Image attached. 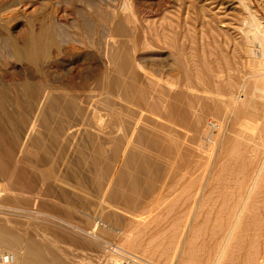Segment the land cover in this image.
I'll use <instances>...</instances> for the list:
<instances>
[{"label":"rangeland","instance_id":"obj_1","mask_svg":"<svg viewBox=\"0 0 264 264\" xmlns=\"http://www.w3.org/2000/svg\"><path fill=\"white\" fill-rule=\"evenodd\" d=\"M0 9V38L67 32L32 61L0 46V80L31 78L49 94L22 114L27 128L37 119L31 149L48 144L83 218L122 229L111 238L113 250L127 246L121 264H264V0H0Z\"/></svg>","mask_w":264,"mask_h":264},{"label":"bare ground","instance_id":"obj_2","mask_svg":"<svg viewBox=\"0 0 264 264\" xmlns=\"http://www.w3.org/2000/svg\"><path fill=\"white\" fill-rule=\"evenodd\" d=\"M15 3L17 4L18 2H15ZM91 3L93 4V2ZM230 3L231 2H228L226 6L229 7ZM11 8H14V7H9V9ZM16 8H14L15 9L14 11H17ZM88 8L90 7L88 6ZM38 10H39V7H38ZM0 12H3V11H0ZM9 13L7 14L6 17L9 16ZM41 16L42 18H44L43 15ZM122 28L123 27H121V30ZM49 29L43 26H40L37 31H33V30L26 31L27 30L26 29V30H22L21 32L20 31L16 32L14 34L8 33L4 36H1L0 38L1 49L6 54V57L7 56L15 57L18 59L23 58L26 61L36 60L38 57L48 54L46 52L47 50H49V48L52 47L50 44L53 41V36H56V37L61 36L63 38L67 34V32L64 30L54 29L53 31H51ZM85 32L92 33L93 31L88 29V30H85L83 34ZM110 33L111 32H109V34ZM0 34H2V32ZM100 34L102 36H105L106 32L100 31ZM70 35L71 34H69V36ZM44 37L46 38L44 39ZM117 37H120V36H117ZM112 38H114V36ZM19 39L21 40V42L20 43L18 42L19 43L18 44L16 42ZM47 45H50V47L46 48ZM54 45L53 47L58 46V45L57 46H54ZM135 74L137 73L135 72ZM127 87H128V84H127ZM40 88L41 86L36 84L31 78H28L25 81H21V82L20 81H15V82L9 81L8 83H5L2 80H0V264H121L120 261H122V259H125L126 257L124 252H128L125 250L126 249L125 247L127 246L125 247L122 245H121L122 247L115 246L113 250L112 249L113 246L111 245H113L114 242L111 238L123 236L122 229L115 225L116 223L115 221H114L115 223L114 222L104 223L102 219H100V217L98 216L97 217L87 216V218H83L85 214L79 213L80 210L78 212L76 211V204L74 203L73 199H71V197L68 195L67 191L65 190V189H68L69 191V189L73 187L72 185L73 182L71 183L70 181H66L67 179L66 180L65 178L63 179L62 178L63 175L60 176V173H58V171H56L54 167L52 166V163L50 161L51 160L50 159L51 158L50 157L51 156L50 147L48 146V144H42L39 147V149L37 147L35 149H31L32 139L30 137V134L32 131L35 130L34 125L37 119L36 117H34L35 119L32 121L29 128H27V126H25L26 123L23 126L22 114H23V111L26 109V107H28L32 103L33 98H34L33 96L37 95L39 91H41V95H42L40 96L41 97L44 96L45 89L44 88L40 89ZM48 95L45 94V97L47 96L48 98ZM38 99L35 97L33 104L35 102L38 103L39 102ZM48 99H50V97ZM48 99L46 101H48ZM53 103H50V104H53ZM56 104L55 106H57ZM36 107H33V108L35 109ZM69 107L70 106L68 103L65 105L62 104L61 106V110L63 111L62 113L66 112L69 109ZM46 109L48 110L47 107ZM47 110L46 112L48 114L49 110L48 111ZM51 110H52V107H51ZM38 111L39 112L36 113L37 115L41 112V110H38ZM33 113H34V110H33ZM50 114H51V111H50ZM48 118H51V117L49 116ZM24 121L26 122V118L24 119ZM52 126L53 125H51L52 130L55 127H57V125L54 126V128ZM67 128L68 127H66V129ZM55 131L53 130L49 132L50 133L49 137H56L57 132L59 131L57 132ZM50 140L52 141L51 138ZM18 153H20L19 154L20 157L16 158V156H18L17 155ZM99 175L98 177L97 176L96 177L99 178ZM138 177L139 176L135 178H138ZM80 184H78V187ZM59 187L63 188V190L66 192L62 191L60 192L61 193L60 194L57 189ZM81 191L83 192V190ZM83 193H86V192H83ZM112 195H115V194H112ZM243 202H245L244 204H246V200H244ZM237 205L238 204H236L234 208L235 210H237ZM242 205L243 204L241 203V206ZM100 209L102 211L103 208L100 207L99 210L97 211H100ZM239 209H240L239 211L237 210L238 213L240 211L242 212L241 209H243V207H239ZM100 214H101L100 216H102L104 213H100ZM236 216L237 218H235V221L237 223V221L239 220L238 218L240 217L238 216V214ZM37 217H41L42 219L41 221H39L43 224L40 227L38 226L35 227L34 223H33L34 224L33 227L27 226L26 223L28 220H22L23 218H26V219L36 218L37 219ZM231 218H234V216ZM38 220L40 219L38 218ZM214 223L216 224V222ZM236 223H233V226ZM233 226H232V229L236 227V225L234 226V228ZM107 234L111 236L110 240L104 239ZM130 253L132 254L131 258H133L135 255L132 252ZM126 264H131L130 260L126 262Z\"/></svg>","mask_w":264,"mask_h":264}]
</instances>
